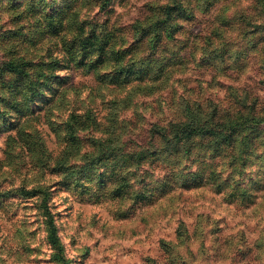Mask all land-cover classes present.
Listing matches in <instances>:
<instances>
[{"label":"rangeland","instance_id":"rangeland-1","mask_svg":"<svg viewBox=\"0 0 264 264\" xmlns=\"http://www.w3.org/2000/svg\"><path fill=\"white\" fill-rule=\"evenodd\" d=\"M163 18L156 41L152 24ZM221 48L223 60L211 56ZM10 61L28 72L21 91L0 78V264H60L39 201L16 190L38 185L65 264H169L176 253L182 264H264L256 165L262 189L246 206L209 186L136 202L99 183L112 168L105 160L91 162L157 149L186 101L207 109L236 91L264 107V0H0V65ZM147 68L160 71L151 79ZM157 163L141 167L150 186L164 171Z\"/></svg>","mask_w":264,"mask_h":264},{"label":"trees","instance_id":"trees-1","mask_svg":"<svg viewBox=\"0 0 264 264\" xmlns=\"http://www.w3.org/2000/svg\"><path fill=\"white\" fill-rule=\"evenodd\" d=\"M171 14L172 8H169L165 17ZM164 21L166 18L152 24L156 41L162 36ZM214 52L215 55L211 56L223 60L227 50L221 48ZM115 63L120 66L121 61L116 60ZM123 70V67L119 68L116 75ZM146 70L151 79L160 71ZM27 72L24 64L10 61L0 65V78L9 87L14 86L15 90L18 88L21 91L22 87L18 86L25 77L19 74ZM6 73L18 75L10 77ZM29 92L30 95L25 98L33 102L37 95L36 85L31 84V81L29 88L24 89L25 94ZM237 93L234 91L232 98L229 96L230 102L226 105L209 100L207 109H203L196 99L186 101L183 114L161 127L160 146L157 149L147 147L115 159L108 158L106 151H102L91 162L105 160V166L112 168L107 174H99V183L105 185L110 181L114 195L128 196L136 202L151 200L160 193H169L178 187L191 189L209 186L217 194H222L229 203L254 204L259 196L257 191L262 189V180L257 174H250L249 169L256 165L264 173V107L256 110L257 99L252 105H247L249 96ZM69 151L70 146L63 155L60 154L59 167L66 164ZM149 154L154 158L149 159ZM147 160L154 165L159 160L164 170L160 177L153 179L152 186L146 181L149 173L141 168ZM45 186L38 185L30 189L20 187L16 190L24 197H36L39 201L38 207L44 216L46 240L52 249L53 259L56 263L65 264L66 258L50 213ZM162 244L172 257L175 252L171 243L162 241ZM184 262V258L176 253L175 259L171 258L169 264Z\"/></svg>","mask_w":264,"mask_h":264}]
</instances>
